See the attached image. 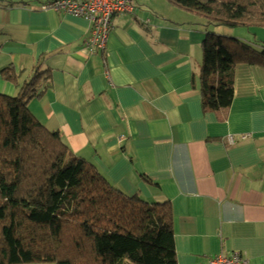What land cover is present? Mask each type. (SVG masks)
<instances>
[{"label": "crops", "instance_id": "crops-1", "mask_svg": "<svg viewBox=\"0 0 264 264\" xmlns=\"http://www.w3.org/2000/svg\"><path fill=\"white\" fill-rule=\"evenodd\" d=\"M51 1L0 0V94H18L5 68L24 82L41 60L48 90L30 112L115 189L169 203L178 264L235 252L264 264V61L235 67L224 122L204 111L197 76L207 31L264 51V24L206 28L169 0H136L92 53V25L41 9Z\"/></svg>", "mask_w": 264, "mask_h": 264}, {"label": "trees", "instance_id": "trees-1", "mask_svg": "<svg viewBox=\"0 0 264 264\" xmlns=\"http://www.w3.org/2000/svg\"><path fill=\"white\" fill-rule=\"evenodd\" d=\"M169 1L206 28L264 24V0ZM202 47V107L224 122L235 67L264 61V51L209 31ZM41 64L24 82L14 68L2 71L19 88L0 94V264H178L169 203L150 205L115 189L30 112L29 101L48 90Z\"/></svg>", "mask_w": 264, "mask_h": 264}, {"label": "built area", "instance_id": "built-area-1", "mask_svg": "<svg viewBox=\"0 0 264 264\" xmlns=\"http://www.w3.org/2000/svg\"><path fill=\"white\" fill-rule=\"evenodd\" d=\"M63 11L69 15L83 17L92 26L85 44L92 53H104L107 49L113 18L120 13L132 12L134 0H57L43 7ZM232 143L235 141L230 138ZM240 253L231 256L219 254L210 260V264H244Z\"/></svg>", "mask_w": 264, "mask_h": 264}, {"label": "rangeland", "instance_id": "rangeland-1", "mask_svg": "<svg viewBox=\"0 0 264 264\" xmlns=\"http://www.w3.org/2000/svg\"><path fill=\"white\" fill-rule=\"evenodd\" d=\"M46 11H55L54 9H51V8H47V10ZM75 17H77V16H75ZM80 18H83V17H80ZM83 19H85V18H83ZM86 20V19H85Z\"/></svg>", "mask_w": 264, "mask_h": 264}]
</instances>
